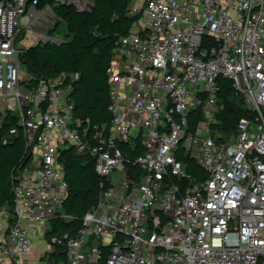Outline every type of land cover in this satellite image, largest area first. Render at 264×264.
I'll return each mask as SVG.
<instances>
[{
	"label": "built area",
	"instance_id": "obj_1",
	"mask_svg": "<svg viewBox=\"0 0 264 264\" xmlns=\"http://www.w3.org/2000/svg\"><path fill=\"white\" fill-rule=\"evenodd\" d=\"M39 5L0 0V124L10 115L18 125L3 144L22 132L29 154L12 178L14 210L0 209V264H264V0H131L138 20L113 51L103 126L75 117L79 74L35 82L23 68L27 36L30 46L64 43L50 33L53 7ZM54 5L89 13L94 2ZM220 77L252 115L229 138L214 128ZM197 108L204 120L191 132ZM71 147L102 178L75 237L52 226L72 219L62 161Z\"/></svg>",
	"mask_w": 264,
	"mask_h": 264
},
{
	"label": "trees",
	"instance_id": "obj_2",
	"mask_svg": "<svg viewBox=\"0 0 264 264\" xmlns=\"http://www.w3.org/2000/svg\"><path fill=\"white\" fill-rule=\"evenodd\" d=\"M92 1V11L80 13L73 7L55 6L54 0H40V9L53 7L59 21L50 33L54 36L64 34V43L30 46L19 58L35 82L52 80L63 74H79L80 79L72 95L75 117L83 123L103 126L109 125L112 119L108 106L113 51L120 38L130 33L138 18L129 16L131 0ZM218 84L221 89L217 95L218 111L214 128L229 138L235 133L238 123L242 119H250L252 115L243 98L233 88L231 80L220 77ZM202 120L204 110H193L189 115L190 131H195ZM14 127L18 125L10 115L5 116L0 124V209L7 207L11 211L14 210L12 178L29 162L22 132L7 145L3 144L4 137ZM122 148L132 159L142 154L139 147L135 153H131L126 146ZM177 158L198 181L207 178L195 160L185 156L182 150L178 151ZM62 161L69 186L63 212L72 219L53 220V233H69L75 237L82 228L85 215L99 203L102 178L96 173V161L89 154H79L71 147L63 152Z\"/></svg>",
	"mask_w": 264,
	"mask_h": 264
},
{
	"label": "rangeland",
	"instance_id": "obj_3",
	"mask_svg": "<svg viewBox=\"0 0 264 264\" xmlns=\"http://www.w3.org/2000/svg\"><path fill=\"white\" fill-rule=\"evenodd\" d=\"M29 36H27V38H26V40L20 45V48L21 49H23V50H26V49H28V47H30V42H29ZM60 39H65V37H64V34H62V35H60ZM217 111H218V109H217Z\"/></svg>",
	"mask_w": 264,
	"mask_h": 264
}]
</instances>
